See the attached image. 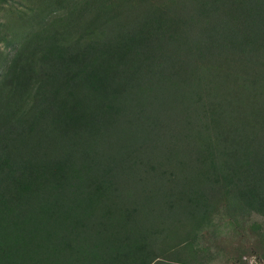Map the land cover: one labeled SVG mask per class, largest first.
Returning a JSON list of instances; mask_svg holds the SVG:
<instances>
[{
    "label": "trees",
    "instance_id": "1",
    "mask_svg": "<svg viewBox=\"0 0 264 264\" xmlns=\"http://www.w3.org/2000/svg\"><path fill=\"white\" fill-rule=\"evenodd\" d=\"M5 1L0 264L264 240V0Z\"/></svg>",
    "mask_w": 264,
    "mask_h": 264
},
{
    "label": "rangeland",
    "instance_id": "2",
    "mask_svg": "<svg viewBox=\"0 0 264 264\" xmlns=\"http://www.w3.org/2000/svg\"><path fill=\"white\" fill-rule=\"evenodd\" d=\"M19 10H22L19 3L0 0V64L17 47L8 45L7 27L18 18ZM260 221L263 222L262 219ZM178 240L179 238H174L171 244H177ZM198 245L199 249L195 246V249L189 250L180 246L176 250H168L165 263L264 264V240L249 236L248 232L236 226L226 225L217 234L205 231L200 236Z\"/></svg>",
    "mask_w": 264,
    "mask_h": 264
}]
</instances>
